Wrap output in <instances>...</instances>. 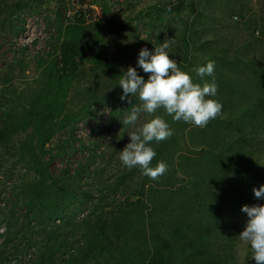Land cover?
<instances>
[{"label": "rangeland", "instance_id": "1", "mask_svg": "<svg viewBox=\"0 0 264 264\" xmlns=\"http://www.w3.org/2000/svg\"><path fill=\"white\" fill-rule=\"evenodd\" d=\"M180 1L95 0L98 20L125 30L106 46L105 56L121 74L132 66L147 80L150 74L137 66L139 52L143 48L154 51L165 40L173 39L167 49L169 58L175 59L182 71L190 73L195 83L203 85L209 80L208 76L198 77L195 69L209 60L215 61L214 78L218 85L215 99L223 98L233 104L222 107L224 118L229 117L230 113L252 102L255 96L264 94V0H183L186 3L183 12L158 17L156 10L177 6ZM69 3L72 16L78 9L73 0ZM55 8L50 0H0V119L6 113L22 111L37 86L40 61L55 51ZM239 14L243 17H238ZM249 79L253 80V85L249 84ZM100 89L98 81L88 71L86 79L77 84L69 99V110H82L92 94L101 93ZM122 94L119 86L118 106H93L95 109L88 119L74 129L60 132L48 146L54 179L60 184L76 186L80 194H87L96 201L101 199L97 215L117 212L139 198L143 174L138 167L123 166L119 151L131 142V133L139 131L154 115L166 113L163 108L156 114L141 112L135 124L123 125L132 107H141L142 102L138 95L131 97V94L122 101ZM190 127L195 126L190 124ZM25 139L26 135L21 134L0 148V264H44L38 258L41 243L45 236L53 233L51 230L45 235L41 228L29 227L26 221L24 190L36 176L21 150ZM200 142L199 137H182L175 163L184 170L189 164L195 165L193 160L204 164L201 159L206 153ZM255 151L253 163L261 176L260 187L264 185V136L259 137ZM170 171L171 188L167 194H159L175 200L182 195L188 197V181L184 179L183 170L171 166ZM151 196V192L148 193L142 204L146 215L150 214L146 206H150ZM95 200L85 202L78 198L65 205L64 215L69 218L67 223L71 222L65 226L66 231L73 230L80 251L86 246L83 234ZM256 205H264V200H256ZM247 220L241 218L236 229H232L234 256L228 264H256L247 242L239 239ZM60 226L63 230L64 226ZM59 263V260L55 262Z\"/></svg>", "mask_w": 264, "mask_h": 264}, {"label": "trees", "instance_id": "2", "mask_svg": "<svg viewBox=\"0 0 264 264\" xmlns=\"http://www.w3.org/2000/svg\"><path fill=\"white\" fill-rule=\"evenodd\" d=\"M50 1L56 7L55 51L40 61L37 86L22 111L6 113L0 119V148L17 136L26 135L21 150L36 176L24 190L26 221L29 227L41 228L45 235L53 230L41 243L40 261L44 264H55L57 260L59 264H228L234 256L232 229H236L241 218H248L241 208L256 205L258 200L253 189L259 188L261 176L253 157L259 137L264 136V94L255 96L229 117L224 118L222 108L221 114L206 127L191 128L190 123L173 121L167 113L160 112L158 115L174 131L167 140L159 144L152 142L157 156L151 163L155 167L163 161L168 171L156 180L143 175V187L135 202H129L117 212L97 215L101 199L96 201L80 194L76 186L60 184L54 179L48 146L60 132L74 129L88 119L95 105L118 106V87L123 74L110 64L105 48L125 30L98 20L95 0H73L78 10L72 16L69 0ZM185 5L181 0L171 11L168 7L156 13L158 17L165 13L180 14ZM88 71L98 81L101 93L92 94L82 110L70 111L69 99ZM212 80L209 77L208 82ZM248 81L254 84L252 79ZM219 102L224 107L233 105L223 98ZM182 137H199L206 153L201 159L204 164L193 160L195 165L189 164L184 170L175 163ZM171 166L183 170L188 181V197L182 195L175 200L159 194H167L171 188ZM150 192V208L146 206L150 214L146 215L142 204ZM78 198L85 202L95 200L94 210L87 218L83 234L86 246L82 251L74 240L73 230L66 231L65 226L71 222L67 223L69 218L64 215L66 203ZM58 230L63 234L58 235Z\"/></svg>", "mask_w": 264, "mask_h": 264}, {"label": "clouds", "instance_id": "3", "mask_svg": "<svg viewBox=\"0 0 264 264\" xmlns=\"http://www.w3.org/2000/svg\"><path fill=\"white\" fill-rule=\"evenodd\" d=\"M171 11V8L167 9ZM172 40H165L154 51L143 48L137 58V66L144 73L150 74L148 79L138 74L137 68L129 66L119 81L123 89L122 101L137 96L142 102L141 107L133 106L126 116L123 125H133L141 112L156 114L163 108L173 121H184L197 127H206L210 120L221 114L222 104L215 99L218 85L214 79L215 61L209 60L205 65L195 69L196 75L203 79L213 77L211 83L203 85L194 83L190 73L180 69L175 59H170ZM129 103L131 101L129 100ZM169 123L159 115L144 123L139 131L130 134L131 142L120 152V160L128 169L139 168L142 174L152 180L158 179L168 171V165L160 161L155 167L153 159L157 156L152 142L167 140L173 135ZM256 198L264 200V185L253 189ZM247 214L248 220L239 239L247 242L252 250V258L256 264H264V205H244L241 208Z\"/></svg>", "mask_w": 264, "mask_h": 264}, {"label": "built area", "instance_id": "4", "mask_svg": "<svg viewBox=\"0 0 264 264\" xmlns=\"http://www.w3.org/2000/svg\"><path fill=\"white\" fill-rule=\"evenodd\" d=\"M14 262H11V264H13Z\"/></svg>", "mask_w": 264, "mask_h": 264}]
</instances>
